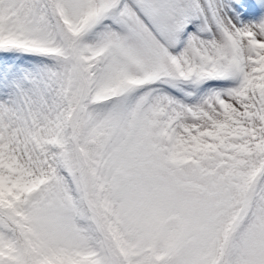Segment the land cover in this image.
Returning <instances> with one entry per match:
<instances>
[{
	"label": "snow or ice",
	"instance_id": "1",
	"mask_svg": "<svg viewBox=\"0 0 264 264\" xmlns=\"http://www.w3.org/2000/svg\"><path fill=\"white\" fill-rule=\"evenodd\" d=\"M0 264H264V0H0Z\"/></svg>",
	"mask_w": 264,
	"mask_h": 264
}]
</instances>
